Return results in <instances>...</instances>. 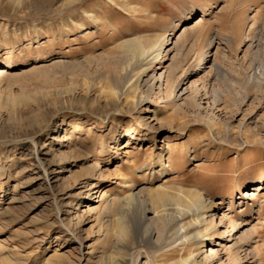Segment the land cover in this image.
<instances>
[{
  "label": "rangeland",
  "instance_id": "obj_1",
  "mask_svg": "<svg viewBox=\"0 0 264 264\" xmlns=\"http://www.w3.org/2000/svg\"><path fill=\"white\" fill-rule=\"evenodd\" d=\"M69 1L0 0V264L76 263L90 244L92 264L106 262L113 213L98 196L120 197L127 185L145 188L153 206L212 199L244 229L256 226L253 264H264V210L242 199L259 183L264 199V0ZM164 35L171 51L158 61ZM128 39L152 50L133 55ZM180 64L191 73L176 103L166 79ZM145 68L163 72L154 104L142 107L147 127L108 104L109 89Z\"/></svg>",
  "mask_w": 264,
  "mask_h": 264
},
{
  "label": "bare ground",
  "instance_id": "obj_2",
  "mask_svg": "<svg viewBox=\"0 0 264 264\" xmlns=\"http://www.w3.org/2000/svg\"><path fill=\"white\" fill-rule=\"evenodd\" d=\"M84 13L90 19H95L91 12H88L89 14L87 11ZM205 15L206 12L204 11L202 17L196 23L200 22ZM71 22L74 26H83L78 24L73 18H71ZM63 24L64 26L68 25L67 21H63ZM5 26V22L0 20V28L4 27V34L7 33ZM24 31L28 32V34L32 33L34 36L37 35V29H34V26H28L24 28ZM183 31L175 39L174 46H176L177 50L172 56L173 61L181 54L182 50L178 48V45ZM171 38L164 35L160 42H158V47H155V58L158 61L164 59L169 51H171H163L164 46L170 42ZM209 42L210 45H213L215 38H212ZM124 44L130 45L132 54L136 56L144 57L143 55L148 54L152 50L138 44L137 40L128 39ZM251 45L258 47L259 42H251ZM8 64L4 63L2 67H7ZM177 68L180 71L177 78H172L168 74V78L166 79L167 90L169 92L166 98L175 102L187 99L185 96L186 87L184 85L191 73L188 72V68H185L184 64L178 65ZM162 77L163 72L160 73L157 79L155 77V69L150 71L149 68H145L134 83L128 86H124L123 83H117L115 88L109 89L110 99L108 104L118 106L121 111L126 109L127 111L136 112L138 123H142L147 127L149 122L145 121L144 116L141 115L142 107L146 106L144 107L145 109L154 104V101L150 98H152L151 95L155 85ZM158 89L160 91V84ZM193 105L196 106L197 104L193 102ZM106 118H108V115L105 116ZM133 129L132 125L128 128L129 131ZM158 154L157 158L160 165H162V154L161 152ZM42 174L44 178L47 177L45 169L42 170ZM127 186L130 187L129 192L120 197L116 195H113L111 198L109 196L106 197L105 192L98 196L97 202L101 204L104 200L105 204L103 206L111 210L113 216L111 215L112 217L109 218L112 230V233H109L112 234L109 240L110 247L112 248L111 254L106 262L98 261L97 264H253L257 258L259 261L261 260L260 249L257 248V245L252 246L254 234H259L256 226L244 229L245 224L237 220L231 221L226 213H221L222 209L218 208L212 199L196 194L197 197L195 196V199L192 201L188 199L189 203L184 208H181L179 206L180 203L175 201L176 199L167 200V198L157 197V204L153 206L149 205L150 198L148 197V192L146 193L144 190L145 188L135 191L133 186ZM261 191L262 186L259 183L254 185L249 193L246 192L242 195L244 201H251L250 206L254 204L257 206L255 214L264 210V199H261ZM218 216H220L218 219L219 227H222V230L216 224V217ZM186 217L190 218L189 222H185ZM67 230L71 232L69 228ZM261 231L264 232V227L261 228ZM72 234L74 233L72 232ZM258 237L262 236L258 235ZM262 241H264L263 237ZM79 245L81 248L84 246L81 240ZM90 245H87V252L80 253L81 257L76 260V263L64 260V262L49 261L48 264H82L81 262L83 261L86 264H92L95 246ZM208 245L210 246L209 253L206 250ZM145 246L150 249V253L145 251ZM214 246L219 247L214 248ZM60 255L55 252L57 259H64ZM154 256L155 260H152L151 257ZM96 259L98 260V258ZM142 259H144L143 262Z\"/></svg>",
  "mask_w": 264,
  "mask_h": 264
}]
</instances>
